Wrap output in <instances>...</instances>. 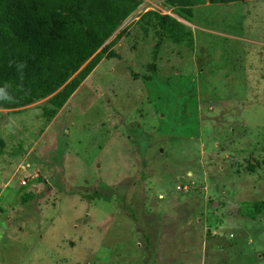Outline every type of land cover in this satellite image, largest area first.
Instances as JSON below:
<instances>
[{
	"label": "rangeland",
	"instance_id": "374dc122",
	"mask_svg": "<svg viewBox=\"0 0 264 264\" xmlns=\"http://www.w3.org/2000/svg\"><path fill=\"white\" fill-rule=\"evenodd\" d=\"M138 1L51 116L0 108V264H264V0Z\"/></svg>",
	"mask_w": 264,
	"mask_h": 264
},
{
	"label": "trees",
	"instance_id": "16d2710c",
	"mask_svg": "<svg viewBox=\"0 0 264 264\" xmlns=\"http://www.w3.org/2000/svg\"><path fill=\"white\" fill-rule=\"evenodd\" d=\"M235 1L246 0L174 3L180 6V17L193 21L196 5ZM139 4L138 0H0V108L48 97L43 110L51 116L50 105L61 107L68 100L102 60L104 53L97 50ZM140 20L145 27L152 22L172 42L194 47L193 30L172 15L149 10ZM160 47L161 39L154 46V58ZM257 209L264 212L263 201Z\"/></svg>",
	"mask_w": 264,
	"mask_h": 264
},
{
	"label": "built area",
	"instance_id": "2783aa9c",
	"mask_svg": "<svg viewBox=\"0 0 264 264\" xmlns=\"http://www.w3.org/2000/svg\"><path fill=\"white\" fill-rule=\"evenodd\" d=\"M22 183L24 184V183H25V181L23 180V181H22Z\"/></svg>",
	"mask_w": 264,
	"mask_h": 264
},
{
	"label": "crops",
	"instance_id": "0c3cea01",
	"mask_svg": "<svg viewBox=\"0 0 264 264\" xmlns=\"http://www.w3.org/2000/svg\"><path fill=\"white\" fill-rule=\"evenodd\" d=\"M97 67V66H96ZM96 69V68H95ZM0 160H4V159H0Z\"/></svg>",
	"mask_w": 264,
	"mask_h": 264
}]
</instances>
